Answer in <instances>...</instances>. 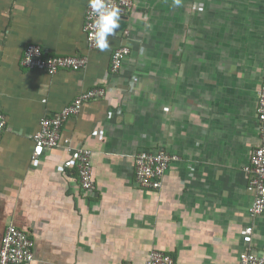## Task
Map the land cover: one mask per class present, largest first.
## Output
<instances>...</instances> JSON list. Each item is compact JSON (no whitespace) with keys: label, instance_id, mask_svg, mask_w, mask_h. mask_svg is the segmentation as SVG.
Wrapping results in <instances>:
<instances>
[{"label":"crops","instance_id":"crops-1","mask_svg":"<svg viewBox=\"0 0 264 264\" xmlns=\"http://www.w3.org/2000/svg\"><path fill=\"white\" fill-rule=\"evenodd\" d=\"M88 1L0 0V242L8 224L28 232V264H145L152 249L175 264L264 254V214L249 212L244 170L259 144L264 0H132L103 52L83 30ZM29 43L86 65L28 69ZM120 45L130 51L113 71ZM100 86L104 97L63 123L57 147L36 148L43 116ZM78 147L91 151V191L79 185ZM159 147L179 158L159 189L141 187L134 155Z\"/></svg>","mask_w":264,"mask_h":264},{"label":"built area","instance_id":"built-area-1","mask_svg":"<svg viewBox=\"0 0 264 264\" xmlns=\"http://www.w3.org/2000/svg\"><path fill=\"white\" fill-rule=\"evenodd\" d=\"M108 7H119L120 14L126 13L132 6V0H105ZM97 17L89 6L84 13L83 30L90 48H96L92 39L95 29L94 21ZM127 45L118 46L111 57V69L117 71L123 60L129 54ZM87 59L80 55L47 56L40 45L29 43L23 50L20 64L28 69H41L48 74H54L60 69H80L86 65ZM104 87L87 89L77 95L69 104L54 115L43 116L39 122V129L33 135L36 148H53L60 143V132L63 123L71 116L77 114L86 102L104 97ZM257 119L259 123V144L251 153L248 164L244 167L248 175V189L254 191L253 203L249 208L251 215L264 214V79L257 92ZM6 127V118L0 113V135ZM67 142V140H65ZM35 150L32 157L36 158ZM74 157L78 170L80 188L91 191L94 188L92 174L91 151L87 148L75 149ZM178 155L170 153L165 148L157 150H141L134 155V176L137 184L148 189H159L163 175L171 161L178 160ZM243 241H251V228L242 230ZM34 241L28 232L13 224L5 227L0 242V264H28L33 261ZM239 264H264V254H256L251 250L239 253ZM145 264H175L171 255L166 252L152 249Z\"/></svg>","mask_w":264,"mask_h":264},{"label":"clouds","instance_id":"clouds-1","mask_svg":"<svg viewBox=\"0 0 264 264\" xmlns=\"http://www.w3.org/2000/svg\"><path fill=\"white\" fill-rule=\"evenodd\" d=\"M180 4L181 0H173V6L178 7ZM89 6L97 17L93 24L95 31L92 34L95 47L101 52L106 51L110 48L109 37L114 36L116 29L120 27V9L108 7L105 0H89Z\"/></svg>","mask_w":264,"mask_h":264}]
</instances>
